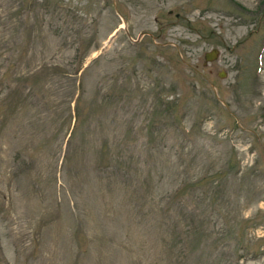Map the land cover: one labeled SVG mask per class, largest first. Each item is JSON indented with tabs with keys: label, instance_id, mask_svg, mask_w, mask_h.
<instances>
[{
	"label": "rangeland",
	"instance_id": "1",
	"mask_svg": "<svg viewBox=\"0 0 264 264\" xmlns=\"http://www.w3.org/2000/svg\"><path fill=\"white\" fill-rule=\"evenodd\" d=\"M0 264H264V0H0Z\"/></svg>",
	"mask_w": 264,
	"mask_h": 264
},
{
	"label": "water",
	"instance_id": "2",
	"mask_svg": "<svg viewBox=\"0 0 264 264\" xmlns=\"http://www.w3.org/2000/svg\"><path fill=\"white\" fill-rule=\"evenodd\" d=\"M217 56H218V50L216 48H212L211 50L203 54V64L215 60ZM218 76L221 77L222 74L219 73Z\"/></svg>",
	"mask_w": 264,
	"mask_h": 264
},
{
	"label": "trees",
	"instance_id": "3",
	"mask_svg": "<svg viewBox=\"0 0 264 264\" xmlns=\"http://www.w3.org/2000/svg\"><path fill=\"white\" fill-rule=\"evenodd\" d=\"M203 178H204V177H203ZM203 178H201L200 181H201ZM192 184H193V183H192ZM181 191H182V190H181V186H180V187H178V188L175 190V192H174V196L177 197V195L180 194Z\"/></svg>",
	"mask_w": 264,
	"mask_h": 264
}]
</instances>
